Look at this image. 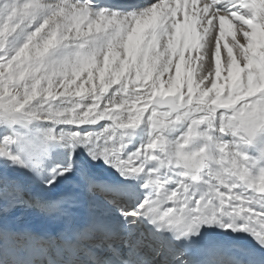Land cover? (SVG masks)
I'll list each match as a JSON object with an SVG mask.
<instances>
[{
  "label": "snow or ice",
  "instance_id": "1",
  "mask_svg": "<svg viewBox=\"0 0 264 264\" xmlns=\"http://www.w3.org/2000/svg\"><path fill=\"white\" fill-rule=\"evenodd\" d=\"M0 264H264V0H0Z\"/></svg>",
  "mask_w": 264,
  "mask_h": 264
},
{
  "label": "bare ground",
  "instance_id": "2",
  "mask_svg": "<svg viewBox=\"0 0 264 264\" xmlns=\"http://www.w3.org/2000/svg\"><path fill=\"white\" fill-rule=\"evenodd\" d=\"M224 57H226V51L222 50V60H223ZM216 231H219V229H217Z\"/></svg>",
  "mask_w": 264,
  "mask_h": 264
}]
</instances>
